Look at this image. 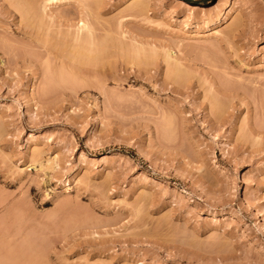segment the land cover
<instances>
[{"label": "rangeland", "instance_id": "rangeland-1", "mask_svg": "<svg viewBox=\"0 0 264 264\" xmlns=\"http://www.w3.org/2000/svg\"><path fill=\"white\" fill-rule=\"evenodd\" d=\"M49 1L0 0V264H264V0Z\"/></svg>", "mask_w": 264, "mask_h": 264}, {"label": "bare ground", "instance_id": "bare-ground-1", "mask_svg": "<svg viewBox=\"0 0 264 264\" xmlns=\"http://www.w3.org/2000/svg\"><path fill=\"white\" fill-rule=\"evenodd\" d=\"M48 1H49V0H48ZM50 1H51V0H50ZM50 1H49V3H50ZM53 1L55 2L56 0H52L51 2H53ZM57 1H59V0H57ZM23 3H24V2H23ZM23 3H22V4H23ZM24 4H25V3H24ZM44 4H45V3H44ZM20 6H23V5H20ZM41 6H42V5H41ZM43 6H46V7H47V6H49V5H43ZM24 7H25V6H23V8H24ZM46 7H45V8H46ZM227 7H229L228 4H227ZM21 8H22V7H21ZM27 8H28V7H27ZM42 8H43V7H42ZM45 8H44V10H45ZM46 9H47V8H46ZM19 10L21 11L20 8H19ZM43 12H45V11H43ZM49 12H50V11H49ZM27 13H28V12H27ZM27 13H26V14H27ZM41 13H42V12H41ZM46 13H47V12H46ZM24 14H25V13H24ZM24 14H23V16H24ZM28 14H29V13H28ZM31 14H32V13H31ZM35 15H36V12H35ZM48 15H49V14H48ZM29 16H30V15H29ZM33 16H34V15L30 16V17H31L30 20H32V19L35 20V19L37 18V17L34 18ZM37 16H38V13H37ZM45 16H46V15H45ZM50 16H51V15H50ZM39 18H40V17H39ZM43 18H44V17H43ZM50 18H52V17H50ZM27 20H28V19H27ZM37 20H38V19H37ZM37 20H35V21H37ZM38 21H39V20H38ZM38 21H37V24H38ZM51 21H52V19H51ZM68 21H69V20H68ZM27 22H28V21H27ZM79 22H80V21H79ZM34 23H35V22L33 21L32 24L34 25ZM41 23H42V22H41ZM41 23H39V24H41ZM29 24L32 25L31 22H30ZM39 24H38V25H39ZM62 24H63V23H62ZM63 25H64V24H63ZM66 25H67V24H66ZM78 25H79V24H78ZM88 25H89V24H88ZM88 25H87L85 22H83V24H82L81 26L79 25L81 28L78 26V28H77L78 30H76V29H75V30H76V31H79L80 29H85V30H87V29L89 28L90 31H89V29L87 30V34H88V31L91 32V31L93 30V29H91L92 27H91L90 25H89V27H88ZM40 26H41V25H40ZM68 26H69V24H68ZM35 27H36V26H35ZM37 27H38V26H37ZM37 27H36V28H37ZM46 27H47V26H46ZM60 27H61V26H60ZM86 27H88V28L86 29ZM90 27H91V28H90ZM38 28H39V27H38ZM41 28L44 29L43 26H41ZM69 28H71V27H69ZM79 28H80V29H79ZM45 29H46V28H45ZM47 29H48V28H47ZM75 30H74V34H72V35H74V36H72V37H76V38H73V39H75L74 41H76V42L79 44V46L82 45V44H85L86 41H87V42H88V41L91 42V40H87V39H89V38H87L86 36H84L85 38L83 37V38L81 39L82 35L80 36L79 34H80L81 31L83 32V30L79 31V34H78V33H75ZM42 31H43V30H42ZM71 31H72V30H71ZM38 32H39V31H38ZM48 32H49V30H48ZM93 32H94V31H93ZM44 33H45V32H44ZM68 34H69V33H68ZM70 34H71V33H70ZM75 34H78V35H75ZM85 35H86V32H85ZM28 36H29V35H28ZM70 36H71V35H70ZM66 37H67V36H65V38H66ZM72 37H71V38H72ZM78 37H79V38H78ZM90 37H93V36H90ZM62 38H63V37H62ZM65 38H64V39H65ZM86 38H87V39H86ZM106 38H107V37H106ZM67 39H68V38H67ZM80 39H81V41H79ZM90 39H91V38H90ZM82 40H83V41H82ZM92 40H93V39H92ZM109 40H111V39L109 38ZM45 41H46V40H45ZM59 41H60V40H59ZM70 41H71V40H70ZM74 41H73V42H74ZM78 41H79V42H78ZM73 42H72V43H73ZM95 42H96V41H95ZM98 42H100V41H98ZM92 43H94V42L92 41L91 44H92ZM102 43H103V41H101V45H100V46H102ZM88 44H89V43H88ZM88 44H86V45H88ZM104 44H105V43H104ZM106 44H107V43H106ZM57 45H58V44H57ZM97 45H98V44H96V46H97ZM70 46H71V45H70ZM103 46H104V45H103ZM76 47H77V46H76ZM86 47H88V46H86ZM54 48H56V47H54ZM70 48H71V47H70ZM80 48H82V47H79V50H80ZM83 48H84V46H83ZM89 48H90V47H89ZM125 48H126V47H125ZM90 49H92V47H91ZM102 49H103V47H102ZM126 49H127V48H126ZM92 50H93V49H92ZM76 51H77V49L75 50V53H76ZM94 51H95V50H94ZM94 51H93V52H94ZM100 51H102V50L100 49ZM103 51H104V50H103ZM73 52H74V51H73ZM73 52H72V53H73ZM79 52H80V51H79ZM79 52H78V53H79ZM85 52H86V50H85ZM93 52H92V54H93ZM136 52H138V51H136ZM86 53H87V52H86ZM88 53H89V52H88ZM96 53H97V52H96ZM96 53H94V55H92V54H91V51H90L91 58H92L93 56H94V58H96V57H97V56H96V55H97ZM101 53H102V52H101ZM101 53H100V54H101ZM79 54H80V53H79ZM84 55H85V54H84ZM168 55H169V53H168ZM73 56H74V55H73ZM73 56H72V57H73ZM78 56H81V55H78ZM95 56H96V57H95ZM98 56H99V55H98ZM86 57H87V58L89 57L88 54H87ZM77 58H78V57H77ZM91 58H90V59H91ZM170 58H171V57H169V60H170ZM80 59L82 60V56L80 57ZM85 59H86V58H85ZM165 59H166V58H165ZM92 60H93V59H92ZM169 60H168V61H169ZM89 61H91V60H89ZM94 61H96V59H94ZM55 160H57L56 157H55L52 161H50V162H48V163H53V164H54V163H56ZM54 165H56V164H54ZM52 166H53V165H52Z\"/></svg>", "mask_w": 264, "mask_h": 264}]
</instances>
